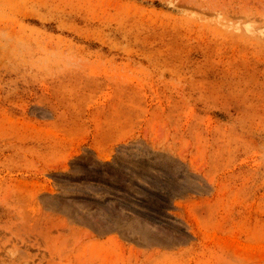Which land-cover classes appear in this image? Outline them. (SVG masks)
Here are the masks:
<instances>
[{
    "label": "rangeland",
    "instance_id": "obj_1",
    "mask_svg": "<svg viewBox=\"0 0 264 264\" xmlns=\"http://www.w3.org/2000/svg\"><path fill=\"white\" fill-rule=\"evenodd\" d=\"M0 264H264V0H0Z\"/></svg>",
    "mask_w": 264,
    "mask_h": 264
}]
</instances>
